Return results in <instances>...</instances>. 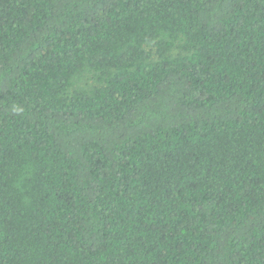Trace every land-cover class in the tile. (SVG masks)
Listing matches in <instances>:
<instances>
[{
	"label": "trees",
	"instance_id": "obj_1",
	"mask_svg": "<svg viewBox=\"0 0 264 264\" xmlns=\"http://www.w3.org/2000/svg\"><path fill=\"white\" fill-rule=\"evenodd\" d=\"M0 264H264V0H0Z\"/></svg>",
	"mask_w": 264,
	"mask_h": 264
}]
</instances>
